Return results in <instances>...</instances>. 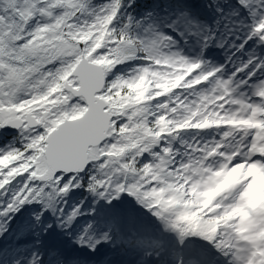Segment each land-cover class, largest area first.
I'll return each mask as SVG.
<instances>
[{
    "label": "snow or ice",
    "instance_id": "6c2138e0",
    "mask_svg": "<svg viewBox=\"0 0 264 264\" xmlns=\"http://www.w3.org/2000/svg\"><path fill=\"white\" fill-rule=\"evenodd\" d=\"M0 264H264V0H0Z\"/></svg>",
    "mask_w": 264,
    "mask_h": 264
}]
</instances>
